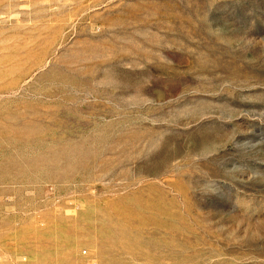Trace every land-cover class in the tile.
Instances as JSON below:
<instances>
[{"label":"rangeland","instance_id":"rangeland-1","mask_svg":"<svg viewBox=\"0 0 264 264\" xmlns=\"http://www.w3.org/2000/svg\"><path fill=\"white\" fill-rule=\"evenodd\" d=\"M0 264H264V0H0Z\"/></svg>","mask_w":264,"mask_h":264}]
</instances>
